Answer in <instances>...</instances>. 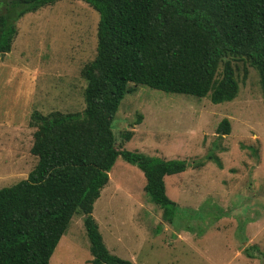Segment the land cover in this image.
I'll use <instances>...</instances> for the list:
<instances>
[{"label":"rangeland","instance_id":"374dc122","mask_svg":"<svg viewBox=\"0 0 264 264\" xmlns=\"http://www.w3.org/2000/svg\"><path fill=\"white\" fill-rule=\"evenodd\" d=\"M96 24V13L77 0H59L16 22L11 49L0 59V188L25 179L35 163L29 154L32 112L82 110L80 70L94 56ZM231 66L237 93L229 102L143 86L121 100L111 122L116 149L188 166L163 178L166 196L178 206L167 224L143 192L142 173L115 160L91 211L111 254L132 264H260L244 251L255 247L264 254V98L253 68L240 61ZM222 119L229 123L228 135L216 132ZM126 131L132 136L124 142ZM207 155L217 156L221 169L211 161L195 167ZM89 260L77 214L48 264Z\"/></svg>","mask_w":264,"mask_h":264},{"label":"trees","instance_id":"16d2710c","mask_svg":"<svg viewBox=\"0 0 264 264\" xmlns=\"http://www.w3.org/2000/svg\"><path fill=\"white\" fill-rule=\"evenodd\" d=\"M57 1L0 0V59L11 49L16 22ZM77 1L97 15L94 56L80 70L83 108L31 113L29 154L35 163L25 179L0 188V264H48L77 214L82 216L89 264H132L106 249L91 217L117 158L142 173L148 202L161 211L162 222L172 223L178 206L166 196L163 178L183 173L187 163L115 147L112 119L136 86L206 96L212 104L229 102L237 93L231 61H240L256 71L264 98V0ZM229 130L226 119L216 127L222 135ZM131 136L126 131L121 138L127 142ZM205 161L221 169L215 155L195 167ZM253 248L245 249V256L264 264V254L255 248L253 255Z\"/></svg>","mask_w":264,"mask_h":264}]
</instances>
